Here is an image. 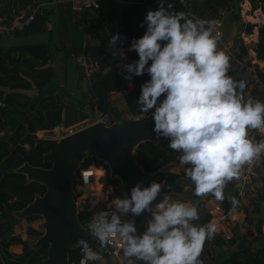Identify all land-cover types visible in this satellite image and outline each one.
Returning a JSON list of instances; mask_svg holds the SVG:
<instances>
[{
    "label": "clouds",
    "instance_id": "9594fccd",
    "mask_svg": "<svg viewBox=\"0 0 264 264\" xmlns=\"http://www.w3.org/2000/svg\"><path fill=\"white\" fill-rule=\"evenodd\" d=\"M157 4L141 22L146 25L144 34L128 49L138 59L122 63L121 72L130 84L133 76L148 74L136 101L139 111L151 114L156 138L167 139L168 147L180 153L195 195L212 193L223 200L224 186L264 154V140L249 137L250 129H264V102L245 100L247 81L228 75L230 58L217 50L219 33L213 35L212 21L189 18L186 12L173 10L167 0ZM121 39L119 33L112 35L109 46L115 48ZM119 58L128 59L123 50ZM164 187L152 180L147 186L138 182L123 196L109 198L101 192L92 201L93 206L105 201V208L88 225L92 238L101 245L122 242L128 264H133L132 258L144 264H199L203 246L218 225L194 224L199 219L197 207L168 195L153 204ZM144 213L150 219L138 235L134 219L124 217ZM77 243L83 264H105L87 240Z\"/></svg>",
    "mask_w": 264,
    "mask_h": 264
},
{
    "label": "trees",
    "instance_id": "16d2710c",
    "mask_svg": "<svg viewBox=\"0 0 264 264\" xmlns=\"http://www.w3.org/2000/svg\"><path fill=\"white\" fill-rule=\"evenodd\" d=\"M251 5L254 0H248ZM264 3V0H258ZM238 3V1H237ZM208 7V8H207ZM203 9H210L213 13H218L220 9L232 10L233 0H205ZM109 19H115L117 12H108ZM123 25V40L127 43L131 39L141 37L146 26H141L144 14L136 6H125L120 14ZM31 24V25H30ZM29 31L39 32L42 28L43 20H34L30 23ZM253 24H247L243 28V33L250 36L254 29ZM95 31V29H93ZM100 41L101 38H98ZM241 52L236 55V63H232L228 75L239 81L238 63L247 54V49L241 44ZM252 51L258 61L264 60V24L258 28V37ZM1 53V52H0ZM95 64V74L91 79L90 101L88 102V112L91 116L95 114L109 115L119 119L120 114L112 106L109 96L118 93L123 96L129 116H146L150 113L139 111L137 99L141 92V85L150 79L147 73L141 76H133V89L128 91L126 80L116 70H114L111 58L108 55V46L102 42L100 47L81 49L80 52ZM129 63L138 59L135 51L126 52ZM52 53L46 45L23 46L11 48L5 53V62L0 66V129H12V135L7 141L0 142V264H42L46 255V247L38 250L31 248L27 241H23L20 235L13 233L17 219L13 216L31 204L35 197L43 196L44 186L29 182L27 178L19 174L17 170L27 164L35 168L49 169L50 164L44 162L43 155L48 150L42 146H36L34 133L36 131L51 130L62 121V108L64 101L59 95L43 98L36 107L33 114L24 112L30 106V99L18 91L36 90L46 88L54 77L53 69L50 66ZM264 84V77L257 73ZM18 92V93H17ZM24 118V119H23ZM27 147V148H25ZM180 153L168 147V140L160 138L158 144L145 142L140 144L135 150V158L142 170L151 175L146 185L152 180L162 182L164 189L161 194L177 193L182 191L181 176L171 174L166 170L167 165L179 162ZM90 160H84L81 168L90 164ZM96 166H101L107 176V185L115 187L117 180H110L109 170L105 164L96 162ZM107 168V169H106ZM41 219L32 216L26 219L31 223ZM43 233L28 227L27 237L37 239ZM20 245L22 253L14 255L9 252V247ZM83 253L80 248L75 247L68 255L69 264H81ZM243 258V261H239ZM229 264H264V248L252 252L244 250L235 254ZM87 264H95L87 263Z\"/></svg>",
    "mask_w": 264,
    "mask_h": 264
},
{
    "label": "crops",
    "instance_id": "0c3cea01",
    "mask_svg": "<svg viewBox=\"0 0 264 264\" xmlns=\"http://www.w3.org/2000/svg\"><path fill=\"white\" fill-rule=\"evenodd\" d=\"M237 1L241 3L242 0ZM174 2L176 1L167 0V3L173 4V10H187V8H183L186 3L181 4L182 6H176ZM100 3L101 6L98 10L76 13L70 10L67 0H0V18L3 19L11 29V34L9 36L0 37V57L3 56L4 62L5 53L11 48L46 45L52 53V58L50 60V66L54 72L52 82L40 91L36 90L34 87L30 90L18 91L30 99V106L24 112V117L27 114H33L43 98L54 95H59L64 103H70L78 108L86 109L91 97V79L95 72L90 79H86L81 74L75 62V57L79 54L78 52H80L81 49L100 47L102 42H104L108 46L107 56L111 58L114 70L123 76L119 64L129 63V61H122L119 55L121 50L125 53L130 52L128 49L133 39H131L129 43L123 40L124 31L120 19L121 11L125 6H136L142 10L145 17L147 10H155L158 7L157 0H101ZM244 4L249 5V1L245 0ZM204 5L205 0H200V5L194 10L193 19L212 21L218 18L221 21L222 40L224 41L217 44L218 51H222L223 53L226 51L229 54V51H227L229 50L228 47L233 44L236 38H238L237 47L239 50L243 40L244 43L242 45L245 48V45H250L252 43L253 46H255L258 37V28L264 24L263 22L260 21L257 25L253 24L255 26L254 28L257 29V33L256 31L254 32L253 29V33L250 36H245L246 38L242 37L241 39L239 35L244 34L242 30L245 25L241 22V28L237 27L236 21L233 18L234 4L232 10H218L217 14L213 13L210 9H205L204 11ZM182 8L184 10H182ZM112 10L117 12V16L115 19L110 20L108 12ZM30 15H33L36 20H43L42 28L39 32L29 31L31 24L26 27L22 25V22ZM260 15H257V19ZM188 17L192 18V15H188ZM143 20L144 19H142V21ZM93 29H95V31H93ZM117 33L120 34L122 39L117 42L115 48H111L109 46V39L112 35ZM99 37L102 41L98 39ZM247 38L250 40L247 41ZM218 46L220 47L218 48ZM245 56H243L242 60L237 64L238 73L240 70V63ZM251 57L253 58L251 64L254 66L255 74L259 73L264 77V74L260 72L258 68V65H263L261 62L264 60L258 61L253 51L251 52ZM232 63H236V58ZM256 76V78L261 81L257 74ZM260 81H256V84ZM126 86L128 91L133 89L132 83L130 84L127 80ZM109 98L112 106L115 107L118 114H120L119 119H115L116 117L112 116L116 121L115 123L122 119V114L129 116V112L121 94L113 93ZM257 99L264 102V98L263 100L261 98ZM79 100H83L82 104ZM256 130L260 131L261 129H250L249 134ZM12 132V129H0V142L7 141V138L12 135ZM186 167L188 166L182 165L180 161L175 164L171 163L166 167L169 173L181 176L182 191L177 195L178 197L173 200L179 199L194 204L198 209L199 219L193 223L198 226L206 225L210 222L215 223L218 225L220 232L216 233L212 239L206 240L199 258H201L205 264H229L228 260L237 253L244 250L256 252L264 248V165L260 170L259 179L255 185L247 191L245 198L240 201L237 208H233L231 211L229 210L230 214L227 215L225 219H223L222 216H218L219 214H215L214 216L208 214L207 210L212 205H220L222 208L221 200H217L212 193L199 197L196 196L194 184L190 178L185 175ZM103 170L102 168L101 171L103 172ZM107 187L110 189V186ZM238 190L239 186L234 179L229 181L223 188V196L227 203H229L230 209ZM114 191L115 190L112 189L111 191L106 190L102 192L109 197L110 193H112L111 196H115L113 195ZM223 213H225L224 209ZM148 215V219H150V214L148 213ZM124 218L129 219V215ZM21 222L26 223V228L21 233L15 235H20L23 241H28L29 238L26 235V229L31 227L38 230L37 226L34 224L36 221L27 223L25 219L19 222L20 225ZM8 250L14 255H20L22 253L20 245H13L9 247ZM103 259L105 264L109 261H114L117 264H128V261L123 258V251L118 256H109ZM132 259L133 264H144V262L140 260H136L135 258ZM239 261L242 262L243 258H240Z\"/></svg>",
    "mask_w": 264,
    "mask_h": 264
},
{
    "label": "water",
    "instance_id": "95a60500",
    "mask_svg": "<svg viewBox=\"0 0 264 264\" xmlns=\"http://www.w3.org/2000/svg\"><path fill=\"white\" fill-rule=\"evenodd\" d=\"M233 18L237 27L241 28L239 6L233 0ZM4 62L0 57V66ZM89 112L84 108L64 103L62 108L63 128L88 119ZM154 121L151 114L139 119L122 118L119 122L108 127L95 124L78 133L65 137L59 141L51 139H37L36 146L48 150L43 155V160L50 164L49 169L35 168L23 165L17 172L24 175L29 182H36L45 188L43 196L35 197L34 201L13 216L17 220H25L32 216L43 219V234L36 239L31 248L38 250L46 247V255L42 264H69L70 250L78 247L77 241L81 238L87 240L90 246L97 251L91 233L86 231L82 223L86 215L81 212L83 204L75 202L74 184L78 181V173L82 162L94 158L103 162L109 170L110 180H117L115 192L124 195L138 182L147 186L151 175L144 172L135 158L136 148L145 142L158 144L159 139L153 132ZM177 198L178 194H161ZM225 214L229 211V203L224 198L221 200ZM148 213L138 217L129 214V219H134L137 234L145 231Z\"/></svg>",
    "mask_w": 264,
    "mask_h": 264
},
{
    "label": "built area",
    "instance_id": "2783aa9c",
    "mask_svg": "<svg viewBox=\"0 0 264 264\" xmlns=\"http://www.w3.org/2000/svg\"><path fill=\"white\" fill-rule=\"evenodd\" d=\"M176 2L180 4H185L189 0H175ZM101 0H67V4L72 12L76 13H84L88 10H98L101 6ZM34 20V16L30 15L26 20L22 22L23 26H29V24ZM214 27H213V35H216L219 33L218 43L220 44L222 42V31H221V21L217 18L212 20ZM11 34V29L8 27L7 23L0 18V37L3 36H9ZM75 62L81 72V74L86 78L90 79L92 75L95 72V65L88 59L87 56H85L82 53H79L75 57ZM256 90L257 92L264 97V84L261 82H258L256 84ZM116 121L109 115H100L95 114L91 116L89 114L88 119L81 121L79 123H76L72 126H69L67 128L60 127L55 133H48V139H57L59 140L62 136H70L75 133H78L94 124H103L105 127H108L112 124H114ZM52 134V135H51ZM250 138H253L254 141L259 142L264 140V129H261L260 131L256 130L249 134ZM87 160V159H86ZM264 165V154H261L260 158L257 159L253 164L251 165H245L241 170V176L239 179H234L236 181V184L239 186V190L237 192V195L234 197L236 201H238L237 204L232 203V207L229 210L231 211L233 208H237L240 201L245 198L247 191L252 188L257 180L259 179V173ZM99 168L102 169L101 166L97 167L94 162H91L90 164L86 165L85 167H80L79 173H78V181L74 184V192H75V198L78 196V200L80 202H86L88 203L90 190L89 185L94 182L95 174H93V171ZM102 176H99L97 178V182L99 184V181ZM110 189H113L110 187ZM76 202V199H75ZM88 206V205H87ZM96 206H90L88 213L93 212L89 220H86L82 223L84 229L86 231H89L88 225L92 219V217L99 214L101 210L105 208V201L101 204H99L96 208H98V211H95ZM102 208V209H100ZM91 209V210H90ZM208 214L210 216H214L215 214H219L218 216H222L223 219L226 218L227 215L230 214L228 211L227 214L223 213V209L220 205H212L207 210ZM215 218V217H213ZM212 218V219H213ZM125 219V218H124ZM219 232V229L217 231ZM95 244L99 247L100 254L102 257H109V256H118L122 252V247L120 246L122 242L117 243L113 242L106 245H101L98 241L94 239ZM93 250L97 251L93 246H91ZM81 251V248H80ZM82 253V251H81ZM83 259H81V264H83ZM87 263H94V261H89ZM199 264H205L204 261L199 258Z\"/></svg>",
    "mask_w": 264,
    "mask_h": 264
},
{
    "label": "rangeland",
    "instance_id": "374dc122",
    "mask_svg": "<svg viewBox=\"0 0 264 264\" xmlns=\"http://www.w3.org/2000/svg\"><path fill=\"white\" fill-rule=\"evenodd\" d=\"M243 1V0H242ZM241 3H238V6H239V13H240V20L242 22V24L246 25L247 23L248 24H259L260 21L264 23V3H259L258 0H254V4L251 5L250 2H249V5H245L244 4V1ZM248 1V0H247ZM198 2H199V5H200V0H189L183 8H187V10L185 11L183 8L182 10H184L187 15H192V18H193V15H194V10L199 6L198 5ZM174 4L176 6H182L181 4H178L177 2H174ZM198 5V6H197ZM246 6V7H245ZM175 7V6H174ZM222 10V9H220ZM261 14V15H260ZM257 15L260 17L257 19ZM262 25V24H261ZM256 31L257 33V29L254 28V32ZM242 39L243 38H246L245 34L243 35H239ZM250 38V37H249ZM247 38L246 40L249 41L250 39ZM224 41V40H222ZM237 41H238V38L234 39L233 41V44L228 47L229 50V54L225 51V54L230 58V65L231 63L235 60L236 58V55L241 52L239 49H238V45H237ZM242 41V40H241ZM244 43V40L242 41V44ZM245 45V44H244ZM246 48L248 49L247 51V55L244 57L243 61L240 63V70H239V73H238V77L247 81V86L246 88L244 89V92H243V96H244V99L247 100L248 98H261L263 100V96L260 95L257 90H256V81H260L258 80L256 77V74L254 72V66L251 64L252 62V57H251V50L252 48L254 47L253 46V43L250 44V45H245ZM220 46H218L219 48ZM263 65L260 64V66L258 65V68L260 69V72H262L264 74V61L261 62ZM119 67H121V64H119ZM253 72V73H252ZM261 82V81H260ZM80 98V97H79ZM163 98V96L161 97V99ZM82 99V98H81ZM88 99V98H87ZM89 101V99H88ZM79 102L82 104L83 100H79ZM86 109L88 110V108L86 107ZM138 116L136 117H133V116H128L126 114H122V118H127V119H139V117L137 118ZM95 125V124H94ZM93 126V125H92ZM60 127H62V125H59L51 130H43V131H36L34 133V138L35 140L37 139H48V133H55ZM91 127V126H90ZM63 128V127H62ZM89 128V127H88ZM65 129V128H64ZM51 134V135H52ZM66 136H62L59 138V140L65 138ZM68 137V136H67ZM51 140H57V139H51ZM57 140V141H59ZM87 160H90L91 162H100L102 164H104L103 162L101 161H97L95 160L94 158H88ZM96 165V163H95ZM139 165V164H138ZM99 169V168H97ZM107 169V168H106ZM107 176H106V172L105 170H103L102 172V177L99 181V185H100V188L102 191H106L108 189L107 186H110V185H107ZM111 187V186H110ZM113 189L115 188L114 186H112ZM112 193H110L109 195V198L111 197ZM113 195L115 196H120L118 195L115 191L113 193ZM78 196H76V203L77 204H83L84 207H83V210H81L82 212L86 213V220H89L91 215L93 214V212L91 213H88V210L90 208V206H93L92 204V201L90 200V198L87 200L88 203L86 202H80L78 200ZM104 202V200H102ZM102 203V202H101ZM100 203V204H101ZM88 205V206H87ZM97 207V206H96ZM95 207V211H98V208ZM102 209V208H100ZM91 210V209H90ZM21 220H18L15 224V226L13 227V233L14 234H19L21 233L22 231L25 230L26 228V223L24 222H21V225H20V222ZM43 219H39L37 220L36 222H34V224L37 226L38 230H40L42 233L44 232L43 228H42V225H43ZM83 226V225H82ZM84 228V227H83ZM30 245H33L35 242H36V239L32 238V239H29L27 241ZM78 248H80V246H78ZM108 258V257H107ZM95 264H98V262H95ZM107 264H117L116 262H112V261H109Z\"/></svg>",
    "mask_w": 264,
    "mask_h": 264
},
{
    "label": "bare ground",
    "instance_id": "6f19581e",
    "mask_svg": "<svg viewBox=\"0 0 264 264\" xmlns=\"http://www.w3.org/2000/svg\"><path fill=\"white\" fill-rule=\"evenodd\" d=\"M93 174H95L94 182L89 185V190H90L89 198H90L91 201L96 199L100 195V193L102 192L101 188H100V185L97 182V178L99 176H102V171L100 169H96V170L93 171ZM101 202H103V201L101 200Z\"/></svg>",
    "mask_w": 264,
    "mask_h": 264
},
{
    "label": "flooded vegetation",
    "instance_id": "af4514ba",
    "mask_svg": "<svg viewBox=\"0 0 264 264\" xmlns=\"http://www.w3.org/2000/svg\"><path fill=\"white\" fill-rule=\"evenodd\" d=\"M111 187H112V185H110ZM113 188V187H112ZM113 190H115V188L113 189Z\"/></svg>",
    "mask_w": 264,
    "mask_h": 264
}]
</instances>
